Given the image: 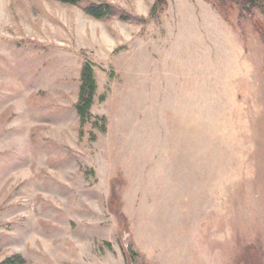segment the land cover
<instances>
[{
    "label": "rangeland",
    "instance_id": "obj_1",
    "mask_svg": "<svg viewBox=\"0 0 264 264\" xmlns=\"http://www.w3.org/2000/svg\"><path fill=\"white\" fill-rule=\"evenodd\" d=\"M74 1L0 0V264H264L262 14Z\"/></svg>",
    "mask_w": 264,
    "mask_h": 264
},
{
    "label": "trees",
    "instance_id": "obj_2",
    "mask_svg": "<svg viewBox=\"0 0 264 264\" xmlns=\"http://www.w3.org/2000/svg\"><path fill=\"white\" fill-rule=\"evenodd\" d=\"M75 2L74 0H67ZM218 12L228 19L232 10H237L239 15H251L254 11H259L264 17V0H207ZM166 0H156L155 7L162 8ZM89 12L99 17L102 11V5L88 6ZM238 15V16H239ZM79 87V103L75 108L81 120H84L87 111L91 105L92 97L95 91V79L90 65H84L81 71Z\"/></svg>",
    "mask_w": 264,
    "mask_h": 264
}]
</instances>
